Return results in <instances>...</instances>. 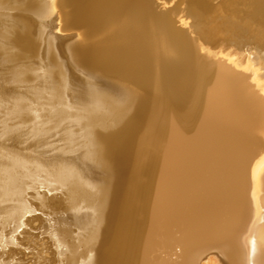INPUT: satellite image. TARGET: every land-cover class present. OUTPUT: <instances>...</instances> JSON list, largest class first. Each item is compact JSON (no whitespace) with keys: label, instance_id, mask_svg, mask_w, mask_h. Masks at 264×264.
Segmentation results:
<instances>
[{"label":"bare ground","instance_id":"bare-ground-1","mask_svg":"<svg viewBox=\"0 0 264 264\" xmlns=\"http://www.w3.org/2000/svg\"><path fill=\"white\" fill-rule=\"evenodd\" d=\"M64 3L80 34L55 23L52 0H0L1 230L21 226L25 192L36 183L60 203L51 208L54 198L40 196L42 208L24 219L25 239L38 237L41 264H194L203 247L226 244L224 264H264V93L235 62L201 50H255L246 61L235 55L264 87V0H253L258 40L237 21L218 25L231 43L217 46L208 32L188 39L149 0ZM193 28L202 32L201 21ZM29 85L37 89L23 92ZM63 125L65 153H79L86 175L97 178L98 170L99 185L67 158L29 149L31 131L44 139ZM46 214L55 215L52 259L34 233ZM6 232L1 245L11 242Z\"/></svg>","mask_w":264,"mask_h":264},{"label":"rangeland","instance_id":"rangeland-1","mask_svg":"<svg viewBox=\"0 0 264 264\" xmlns=\"http://www.w3.org/2000/svg\"><path fill=\"white\" fill-rule=\"evenodd\" d=\"M210 1L212 2V4H214V9H213V12L208 16L205 13L206 10L204 9L205 10L204 11L200 7L199 3L192 5V6H188V7L187 6L184 7V5L183 6H177L173 9H171L170 11H165V13H167V15L171 18V20L173 21L174 24H176L175 23V21H176L177 25H179L181 27H188L190 25L191 18L193 19L194 25L196 23H198L199 21H201V26H202L203 31L200 33H197L198 39H196L195 42H199L200 37L203 36L206 32H208L204 26L206 18H210L209 23L211 26H217L220 24L224 25V26H230L231 24H234L237 21H242L241 23H242L243 28L245 30L246 36H250V37L254 38L255 41L258 40V36H257L256 32H257L258 25L261 24V21H260L259 17L252 16L253 0H210ZM214 1H215V3H214ZM64 2H65V0H52L51 10H52V14L55 18V23H56V20H57L56 17H57L61 23V26L64 29H65V27L70 28V29H75L72 31V33L79 32V34H80V31L78 29H76L75 27H72L70 25L68 18H67L69 11H68V8ZM57 4H62V6L64 8L63 11L66 12V13H64L66 17L64 15L61 16V12L58 9ZM162 5H163V7H168L169 5H171V3L169 4L166 2H162ZM226 5H228L229 8H233L234 11L230 10L228 7H226ZM26 14L28 15V17L33 18L34 20L37 19V16H35L37 13L36 14L34 13V16H33L32 13L27 11ZM38 14H41V13H38ZM239 17H241V20H239ZM197 18H198V20H197ZM189 30H190V28H189ZM248 48L246 45L241 46L238 49H233V48L227 49V47H226V49H223V51H221L220 48H215V49L208 48L207 49V47L205 48L203 46L201 48V50L203 51V53L207 54L208 56H211L210 57L211 60H212V58H213V60L215 58V59H217V61L224 59V60H229V61L235 62L237 69L246 75L249 83H251V85L253 87H255L256 90H258L261 93H264V87H256V81L255 82L253 81L254 76H252L251 70L248 68L245 69V66H242L241 64H239L240 57L238 58V56L235 55V52H238V54L242 55L241 60L246 61L247 55L256 54L255 50H251ZM248 74H250V75H248ZM262 74L264 75V72H262ZM84 76L87 77L86 79L91 84H93L96 88L99 87L98 89L107 90V88H105V86L102 85L100 83V81L96 80L95 78L91 77L90 75H84ZM35 83H37V81L33 82V84H35ZM87 85H89V83H87ZM34 86L33 85L22 86L23 92H25V90L29 91L30 89H32V90L37 89V86H35V87ZM22 88H21V90H22ZM27 88H28V90H27ZM46 92H48V90ZM74 101H75V99L72 100V102H74ZM36 104H38V105H36ZM33 106H35L34 109L40 108V105L37 101ZM54 128H55V130H54ZM30 131H31V129L29 130V132ZM62 132L66 133V131L64 129V125L61 127L53 126V130H51L50 133L46 134V138H44V139L39 138L38 139V137H36L37 135L34 136V134L31 131L28 135V137L31 139V146H29V149H33L34 146H38L42 149L43 155L49 156V155L53 154L47 160L53 159L56 156H59V157L62 156V157L67 158L68 165L72 166L76 171H79L80 173H84V175L86 177V178L85 177L84 178L87 182H89V184H91L93 186L99 185L102 181V177H101L98 170H94L92 173V175L94 177L97 176V178L96 177L92 178V176L86 175L85 174L86 173L85 168L75 162V159L79 153L77 151L65 153L66 150L70 147V144H69L70 139H67V138L65 139V135L62 137V135H63ZM64 140H66V141H64ZM33 141H35V143ZM1 142H2V140L0 139V143ZM37 142H38V144H37ZM32 144H34V145L32 146ZM2 149H4V148H2ZM2 149H0V150H2ZM22 156L19 158L21 160L26 161L25 160L26 158H24V156L23 157ZM45 165H46V162H45ZM29 189H27L25 192L28 210L22 214L23 217H21V220H20V222L22 223L21 226H11L10 228H8L5 231L1 230V227H0V234H3L4 232L7 231L6 232L7 237L11 240V242L8 243L7 245L3 244L4 245L3 246L0 244V264H41V259L38 258V256H39L38 249H41V248H38L39 247L38 237L33 236L32 238L25 239L26 237H28V235L24 234V232H23L24 231L23 226L26 225V223L24 222V219H25L26 215L29 213L30 208L31 209L32 208L38 209L39 206L41 207L40 203L38 202V200L40 199V196L42 197L44 195V196H47L48 198H54L53 201L52 200L49 201L51 203V205L53 206L51 208L56 207V204H58L57 205V207H58L60 203H59V200L56 198L58 196L57 192L53 191L52 188H47V189L43 188V187L41 188V186H39L35 183V185L31 186ZM50 203H49V205H50ZM0 212H1L0 216L1 215L3 216V212L1 210H0ZM38 212L39 211H36L35 213H38ZM71 214H72V211H64L61 214V216L68 217ZM2 216L0 217V219L2 218ZM54 216H55L54 214H46V218L48 220L46 219L44 222L38 224L42 230L34 231V233L41 235L43 248H44L46 254H48L51 259H52V253L50 250L51 249L50 246H52V242H51L52 238H50V236L52 235V233L49 231V228H51V222H53L52 218H54ZM69 220H71V218ZM69 222L70 221H68V218L67 219L64 218L62 224L68 226ZM76 230H74V231L76 232ZM175 252L177 254L178 249L174 250V255H172L171 257L176 258ZM51 259H48V261L50 262ZM209 260H211V261H209ZM209 260L207 261L208 263L206 262L204 264H224L215 255H213ZM48 261H46V262H48Z\"/></svg>","mask_w":264,"mask_h":264},{"label":"water","instance_id":"water-1","mask_svg":"<svg viewBox=\"0 0 264 264\" xmlns=\"http://www.w3.org/2000/svg\"><path fill=\"white\" fill-rule=\"evenodd\" d=\"M150 1V8L151 10H153L154 13L159 14L165 11H170L171 9L177 7V6H192L195 4H198L200 1L202 0H149ZM207 3L209 11H207V13H211L213 12L214 9V4H212V2L210 0H203ZM162 2H166V3H171V5H169L168 7H163ZM211 10V12H210ZM207 19V20H206ZM205 19V28L207 29L208 33L211 34L212 38H213V43L211 44L212 46H217V45H221V44H227V43H231L227 34L224 32H222L223 30H221L218 25L217 26H211L209 21L210 18H206ZM239 20H241V17H239ZM175 26H177L178 28H180L183 33L185 34V36L190 39L191 41H195L196 39H198L197 37V33L193 30V26H194V22L193 19L191 18L190 21V25L188 27H181L179 25H177V22L175 21ZM190 28V30H189ZM262 52H264V48H260ZM224 249L222 251H219L218 249L214 248V247H210V246H205L203 247L198 253L197 256L195 257L194 260V264H201L202 261L207 258L209 255H216L218 257V259L222 262V263H226L227 262V254H229L230 249H231V245L230 244H226L223 247Z\"/></svg>","mask_w":264,"mask_h":264}]
</instances>
